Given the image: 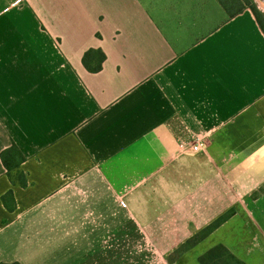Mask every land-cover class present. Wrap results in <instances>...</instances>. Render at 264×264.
I'll list each match as a JSON object with an SVG mask.
<instances>
[{
    "label": "crops",
    "instance_id": "crops-1",
    "mask_svg": "<svg viewBox=\"0 0 264 264\" xmlns=\"http://www.w3.org/2000/svg\"><path fill=\"white\" fill-rule=\"evenodd\" d=\"M12 144L27 186L0 160V263L200 264L222 245L264 264V34L248 9L0 0V153Z\"/></svg>",
    "mask_w": 264,
    "mask_h": 264
},
{
    "label": "trees",
    "instance_id": "trees-1",
    "mask_svg": "<svg viewBox=\"0 0 264 264\" xmlns=\"http://www.w3.org/2000/svg\"><path fill=\"white\" fill-rule=\"evenodd\" d=\"M223 10L229 17H234L244 10H250L255 17L257 24L264 34V14L261 13L253 0H217ZM105 60L104 54L100 50L90 49L82 58V64L85 69L90 73H97L101 70L102 64ZM0 160L5 169L6 176L13 187H26L27 178L25 173L21 169V165L25 161V157L15 144H12L9 148L3 150L0 153ZM264 192V187L260 190ZM1 202L4 208L8 212L15 210L16 204L13 197L12 190L8 191L1 197ZM232 213L225 214L211 223L209 226L201 230L197 235L192 237L183 245L179 252L190 248L200 240L204 239L210 233H212L218 226H220ZM200 264H243L236 259L225 247L218 245L202 256L199 257ZM3 264V263H0Z\"/></svg>",
    "mask_w": 264,
    "mask_h": 264
},
{
    "label": "rangeland",
    "instance_id": "rangeland-1",
    "mask_svg": "<svg viewBox=\"0 0 264 264\" xmlns=\"http://www.w3.org/2000/svg\"><path fill=\"white\" fill-rule=\"evenodd\" d=\"M257 9L264 14V0H253Z\"/></svg>",
    "mask_w": 264,
    "mask_h": 264
},
{
    "label": "built area",
    "instance_id": "built-area-1",
    "mask_svg": "<svg viewBox=\"0 0 264 264\" xmlns=\"http://www.w3.org/2000/svg\"><path fill=\"white\" fill-rule=\"evenodd\" d=\"M201 150V144L197 141L191 146V151L197 153Z\"/></svg>",
    "mask_w": 264,
    "mask_h": 264
}]
</instances>
